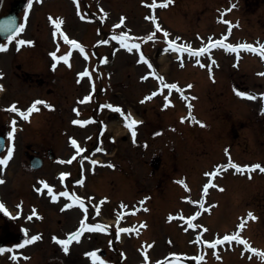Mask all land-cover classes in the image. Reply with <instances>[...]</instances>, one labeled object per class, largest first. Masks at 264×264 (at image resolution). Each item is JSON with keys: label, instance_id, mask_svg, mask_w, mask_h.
<instances>
[{"label": "rangeland", "instance_id": "374dc122", "mask_svg": "<svg viewBox=\"0 0 264 264\" xmlns=\"http://www.w3.org/2000/svg\"><path fill=\"white\" fill-rule=\"evenodd\" d=\"M118 1L120 2L117 6ZM125 1L110 0L108 3L111 8L117 6L115 8L116 15L125 10L132 17L131 20H134L136 26L142 27L144 37L148 33L152 34L153 25L150 20H145L150 15L148 7L144 4L140 5L139 0ZM230 1L175 0L170 9H159L164 18L163 29L168 31L169 38L179 35L183 38L187 36L191 39H205L210 31H213L210 34H214L216 33L214 31L218 29L223 30L217 22V16L219 10L229 5ZM79 3V10L83 12L84 18L90 20L91 12L96 10L95 3L91 0H79ZM258 14L259 11L252 13L251 5L247 4L246 0H239L238 10L230 15L240 21V27L235 31V36L248 38L249 36L251 38L258 36L259 39H262L264 25L262 20L258 19ZM40 26L46 30L43 18L42 20H33L34 30ZM77 29L80 30V33L84 32V35L86 33L85 44L95 45V42L100 43L103 40L101 34L107 29V26L104 20L80 21L75 25L72 24L69 34L74 36ZM158 36V39L166 38L163 31ZM160 42L162 45L159 51L167 50L166 54L168 55L160 57L162 69L169 76L167 81L176 82L185 88V93L192 99L193 106H195L194 111L189 110L185 101L178 99L177 96L173 97L174 104L168 105V109L162 110V112L156 110V106L165 107L162 101L153 103L154 105L140 104L139 97L152 90L155 82L153 80L146 83L136 81V77L141 72L134 67L132 68L135 70H127L131 63L126 62L123 68V78L130 79L131 85L129 86L131 87L122 86L119 94L114 96L117 102L132 108L137 113L147 115V121L150 123L147 122L148 125L143 126L141 133L138 134L137 138L142 140L140 141L141 147L133 145L132 141L128 139L129 133L127 134L125 130L118 132V136L119 134L121 136H119L117 144H110L108 135H104V139L101 141L103 150H110L111 155L113 153L114 156L101 154V158L109 164L105 165L107 167L97 169L98 178L101 176L99 185L97 187L90 186L91 182L94 183L95 175L90 178L87 187L90 186L89 188H95L93 191L105 194L117 209L131 208L142 202V209L127 217L125 224L128 227L143 224L135 241L128 242L126 247L134 245L138 248L142 243L140 248L149 256V262L145 260L144 263L157 264L161 260L168 259L166 260L167 264L173 258L170 257V254L175 253L179 257V261L182 259L185 264H264L252 255L253 253H250L251 248L258 249V245L264 246V208H262L264 195L261 194L264 191V173L260 171L249 173L247 170L237 171L235 168H226L214 178L207 195L202 196L203 188L210 183L211 176L206 173H211L217 167L223 168L228 164L229 154L234 162H249L255 158L264 159V149H250L247 145V141L252 139L248 134L250 128H253L255 132L263 129L264 120L253 121L254 119H252L250 121L251 118L248 116V114L257 113L258 106L261 104L260 98L257 96V93L263 89V78L257 75V71L262 69L261 62L259 59L246 56L241 60L240 67L234 69L228 66L232 58L222 56L223 68L217 63L212 71L207 67V63L200 65L195 63L194 59H190L189 63L181 67L173 62L172 52L167 48L166 43L161 40ZM155 43L156 41L153 42V44ZM147 47L149 48V46ZM129 72L131 74L127 77L126 73ZM74 73V64L65 66L63 69L66 78ZM232 76L233 82L230 81ZM188 85H192V87L189 88ZM86 89L87 86L84 87V90ZM237 89L252 93L257 96V99L241 97L237 94ZM228 97L231 98L228 99ZM230 100L233 102L231 107L235 110L239 121L232 124L231 130L229 127H227L229 130H226L222 125L221 113L230 109L227 108ZM163 101L165 100L163 99ZM159 111L161 115H155ZM193 116L196 118L195 120L192 119ZM182 117H186V119L182 120ZM112 119H114V123L119 124L115 115L109 116V120ZM155 122L161 123L160 126H167L169 123H174V125L171 129L162 130L163 135H160L161 132L155 129ZM61 125V140L68 133L74 134L73 128L68 127V124L63 125L62 123ZM218 131L220 132L218 133ZM88 143L90 148L92 143ZM63 146V150H65V143L62 140L60 147ZM255 146L261 149L259 143ZM63 154L66 153L63 152ZM90 154H92L91 148L81 156L82 163L86 162V156ZM157 157H160L162 166L154 175L156 168L152 164V158ZM105 169H113L112 173L115 176ZM129 170L133 173L131 179L123 178ZM35 178L31 174L30 188L33 187V184L37 185V181L43 178L52 179L53 176H50L47 170L44 176L38 177L36 182ZM120 181L121 184L118 186L117 183ZM17 182L19 183L18 178ZM197 185L198 194L194 191ZM15 186L18 184L15 183ZM136 188L141 194L135 198ZM189 197L190 199H188ZM200 200H203L204 203L198 205L200 217H198L197 223H193L197 225L194 228L184 222L186 221L184 218L190 217L191 210H196L195 203L192 201ZM119 204H121L120 207ZM256 210L259 212L260 223L255 222ZM46 213L48 219H51V210L47 209ZM106 213L109 211L106 210ZM249 213H252L253 217H249ZM67 215L70 216V213ZM77 218L69 217L63 223H27L29 237L34 233H40L41 230H46L42 236L44 242L40 243L42 241L40 239V242H32L30 250L26 248V251L31 254V259H24V262L22 259L12 262L8 258L9 253L4 257L0 255V264H94L92 257L86 253L98 250L97 255L102 258L103 255L99 252L102 248L106 250L103 259L109 264H136L141 260V257L143 258V253L141 257L135 253L131 257L128 254L118 261L119 256L116 252L124 251L123 245L119 244L120 239L115 238L113 231H106V229L95 231L86 229L87 233L83 240L72 244L69 254L62 250L60 254L50 242L54 235L61 234L62 231L61 235L65 238L68 233L78 230L81 220ZM241 218L244 219L242 229L239 227ZM234 232H238L251 247L248 248L243 243L236 241L217 244L215 248L212 246L202 248L198 244L199 241H213L217 236L222 238L224 235ZM134 236L135 234H132L126 239ZM194 238H198V241ZM96 262L102 264L101 261H95V264H98ZM175 264H177V260Z\"/></svg>", "mask_w": 264, "mask_h": 264}, {"label": "snow or ice", "instance_id": "6c2138e0", "mask_svg": "<svg viewBox=\"0 0 264 264\" xmlns=\"http://www.w3.org/2000/svg\"><path fill=\"white\" fill-rule=\"evenodd\" d=\"M77 2V5L79 6V0H76ZM32 5H33V0H27V9L28 10H31L32 8ZM156 4L155 3H152L150 5V7L153 9V13H154V10L156 8ZM107 15V13H105V16ZM148 19L150 20H156L157 18L155 17V15H151L149 17H147ZM51 19V23L53 25H55V29L57 31H61L62 29V24H63V19L62 18H50ZM24 23H20V24H16L15 22V18H11L10 20L6 21L5 22V25L8 29L11 30V33L10 35L7 36V40L8 41H13L15 40L16 36L20 33H22L25 28H26V22H27V13L24 17ZM121 24L124 23V18L121 19L120 21ZM155 28L156 29H159L160 31H163L164 32V36L165 37H168L169 36V33L167 30L163 29L161 24L159 22H157L155 24ZM229 35H230V31H229ZM128 36V33L127 32H124L122 34V37H127ZM122 37H117V39H120L121 40V43L123 44V46L125 48H127L129 51H132L133 48H139L140 45L139 44H132V45H129V44H126L124 43L123 41V38ZM155 37V33H152L150 34L147 39L151 40V39H154ZM63 39L65 41H67L70 45H73L75 47H78L79 50L81 52H84V46L83 44H79L76 40H70L69 39V36L65 33L64 36H63ZM211 39V38H210ZM18 44L20 45H24V44H33L34 42L32 40H28V39H19L18 41H16ZM105 41H100V43H104ZM168 44L173 47L176 51L178 52H184V51H187L193 55H201V54H204V53H209L210 52V48L211 47H224L226 48L227 50L229 51H233V52H237L239 53V50L240 49H245V50H249V51H253V52H259V54L264 57V44H260L259 46L255 45V44H250V43H247V42H243V43H240V44H231V43H226L224 42V40H216L215 43L211 44L209 47H200V48H191L190 46H185L183 48H181L179 45L176 44V42L174 40H168ZM8 47L7 44H2L0 43V51H4L6 50ZM51 55L53 57L56 58L57 61H61V60H64V61H68L69 60V57L71 56V52L67 53V54H64V55H60V56H57V53L56 52H53L51 53ZM85 55H87V53H85ZM145 59L143 53H141V60ZM107 61V58L105 57V62ZM197 63H200V61H197ZM69 66H71L69 64ZM53 67H55V65H53ZM0 75H2V73H0ZM81 77H84L86 75H90L89 72H81L79 74ZM143 79H147V77H143ZM168 87L172 88V89H178V90H181L180 89V86L176 83H173L171 85H169ZM187 87H192V85H188ZM3 89V85H0V90ZM157 93L156 92H153L151 95L154 96L156 95ZM237 94L241 97H246V98H249V99H252V100H256L257 99V96L252 94V93H249L247 91H241L239 89H237ZM261 95H264V94H261ZM150 97H146V99H148ZM91 97L90 96H86L84 98L85 101L87 100H90ZM185 99H187V97H185ZM168 103H172L171 100L168 101ZM40 104H47V106L49 108H52L54 107L53 105L49 104L47 101H42V100H36L33 102V104L27 109V110H22V109H19L17 108V105L14 103L12 104L10 107H11V110L12 111H16V112H19V114L21 116H23L24 118L28 119L30 118V114L33 112V111H36V110H39L38 109V105ZM107 107L109 108H115L116 111L120 112V114L124 117V122L126 124V126L131 130V133H132V136H133V139L135 140V137L137 135V128L136 126L140 123H142V121L140 120H137L131 113V111H128V112H125L124 109L120 106H113L111 104L107 105ZM165 107H167V105H165ZM188 107L191 109L193 106L189 103ZM77 111H79L77 109ZM189 115L191 116L192 113L190 112ZM182 120L183 119H186V117H182L181 118ZM193 120H195L196 118L193 116L192 117ZM74 123L76 124H80V125H83V124H87L88 121H84V120H75ZM202 123V122H201ZM15 132H16V120L13 119L12 121V129L11 131L8 133V136L10 138H12V140L14 141L15 140ZM72 143L74 145H76V147L80 150V151H84L83 148L80 147V145L77 143V141L75 140V138L72 139ZM14 150H15V144L13 143L12 144V147L8 149L7 151V155L6 156H0V165H3V166H7L8 162L12 159L13 155H14ZM227 151V149H226ZM74 158V157H73ZM70 162V161H69ZM97 163L96 161H93V164ZM114 167V165H113ZM228 167H234L237 171H241V170H247L249 171V173L251 172V170L253 169H259L261 171H264V165L260 164V163H256V164H251V165H241L239 163H233L232 160H231V155L229 154V163H228ZM221 171V168L220 167H217V169L211 173H206V175H210L212 177H215L217 172ZM70 173L68 172H62L61 173V176L62 177H67L69 176ZM3 181L0 180V183H2ZM41 183L44 185L45 188H48L50 189L51 191V195H52V199L53 200H56L58 199V196H71L72 194H70L69 192L67 191H64V192H61V193H57L53 190V186L49 185L47 183V181H41ZM77 183H80L82 184L83 181H77ZM181 183H184V181H181ZM211 186V184H207L205 185L204 189H203V192H204V195L206 196L207 195V192H208V188ZM185 187H187V184H185ZM37 191H43V189H37ZM75 199V201L81 203V206L84 207L85 209V212L87 211V206L83 204V201L81 199L80 196H74L73 197ZM107 199V198H105ZM190 199V197L188 198ZM193 203L195 204H198V205H203L204 201L203 200H200V201H192ZM70 205H65V207H69ZM0 209H3L6 213H8V215H12L11 212L8 211V209L6 208V206L4 205V203L2 201H0ZM34 215H39V213H36L34 212L33 213ZM196 215H199V213H196ZM249 217H253V214L252 213H249ZM42 218V217H41ZM195 217H190V218H187L188 219V222L189 224L192 226V227H197V225L193 224L192 223V220L194 219ZM29 219H31V216L29 217ZM146 226V225H145ZM239 227L242 229L244 227V219L241 218V224L239 225ZM85 229H88V230H104L105 229V225L103 224H96V223H85V222H81V225H80V228L74 232H70L68 233L67 237L66 238H60V237H54L55 240H57L59 242V244L63 247V251L65 253L69 252L70 250V245L73 243V241H79L80 238H81V235H82V232L85 230ZM25 233H27V229H24ZM119 231L120 232H129V231H132V229H129V228H119ZM205 231H207V229H205ZM41 237L39 235H33L30 237V239L26 238L22 244L18 243L17 245H15L16 248H23L25 245L29 244V243H32V242H35L37 239H40ZM232 241H236V242H241L243 243L246 247L250 248L251 246L248 244V241L245 240L238 232H234L232 234H226L224 235L222 238H220L219 236H217V238L213 241H207V240H204L203 242L205 244H209L210 246H212L213 248H215V246L217 244H223L224 242H232ZM253 252H259L260 250L258 249H255V248H252L251 249ZM5 251V249L3 248H0V252H3ZM97 252L98 250H93L92 252H89V253H86V255L92 257L93 259V262L95 264V261L97 260H101L102 258L99 257L97 255ZM173 256H177V254L173 253L172 254ZM262 257H264V253H261ZM145 257L147 259V254H145ZM18 257L15 255V253L13 254V259H17ZM202 258V257H201ZM102 264H108L107 261H102ZM157 264H159V262H157ZM177 264H179V257L177 256Z\"/></svg>", "mask_w": 264, "mask_h": 264}, {"label": "flooded vegetation", "instance_id": "af4514ba", "mask_svg": "<svg viewBox=\"0 0 264 264\" xmlns=\"http://www.w3.org/2000/svg\"><path fill=\"white\" fill-rule=\"evenodd\" d=\"M264 16V14H263ZM17 69H21V65L17 64ZM4 115H7L5 118ZM15 119V116L10 107L3 108L0 103V136L3 137L4 143L3 148L0 150V156H6L9 148L12 147V144H15L14 155L12 159L8 162L7 166L0 165V180L4 181L6 179H11V173H15L17 169V162H25L30 169L31 165L38 162H42L44 165L46 159L51 155L52 151L46 147V131L44 126H38L37 129L32 130L28 125V122H25L22 125L16 123V132L15 140L8 136V133L12 129V121ZM32 138V140H31ZM52 157V159H54ZM43 165V166H44ZM30 171V170H29ZM56 172V171H55ZM34 175H39L34 172ZM0 195H5L2 199L6 201L7 205L10 208L14 207V204L22 198L23 204H41L44 201V194L41 195L36 192L34 189L30 192H18L14 187L8 188L7 192L3 188L0 189ZM29 205L26 209H28ZM36 207V206H35ZM14 212V211H13ZM26 215V218H21L17 213L14 212V216L8 217L0 209V244L12 242L17 236L21 237L22 233L20 228L16 223H30L29 219L30 214ZM27 220L26 222L24 221ZM36 223V222H34Z\"/></svg>", "mask_w": 264, "mask_h": 264}]
</instances>
